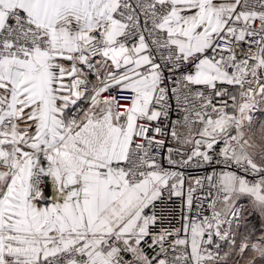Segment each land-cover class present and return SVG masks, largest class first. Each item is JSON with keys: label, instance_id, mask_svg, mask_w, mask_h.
Here are the masks:
<instances>
[{"label": "snow or ice", "instance_id": "6c2138e0", "mask_svg": "<svg viewBox=\"0 0 264 264\" xmlns=\"http://www.w3.org/2000/svg\"><path fill=\"white\" fill-rule=\"evenodd\" d=\"M0 264H264V0H0Z\"/></svg>", "mask_w": 264, "mask_h": 264}]
</instances>
